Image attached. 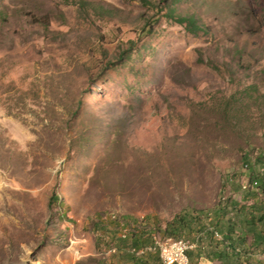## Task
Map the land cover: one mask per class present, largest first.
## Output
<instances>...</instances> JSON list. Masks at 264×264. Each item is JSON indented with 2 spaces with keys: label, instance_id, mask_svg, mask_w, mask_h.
Segmentation results:
<instances>
[{
  "label": "rangeland",
  "instance_id": "1",
  "mask_svg": "<svg viewBox=\"0 0 264 264\" xmlns=\"http://www.w3.org/2000/svg\"><path fill=\"white\" fill-rule=\"evenodd\" d=\"M171 2L0 0V264H142L111 216L152 230L243 195L264 0Z\"/></svg>",
  "mask_w": 264,
  "mask_h": 264
},
{
  "label": "trees",
  "instance_id": "2",
  "mask_svg": "<svg viewBox=\"0 0 264 264\" xmlns=\"http://www.w3.org/2000/svg\"><path fill=\"white\" fill-rule=\"evenodd\" d=\"M171 1L161 0L165 7H168L172 3ZM82 8L84 7L82 6ZM95 9L103 10L100 6ZM4 20L5 15L2 13L0 22L4 23ZM37 22L46 32L49 31L47 17H38ZM176 22L185 25L192 33L201 30L194 19L177 18ZM200 57L198 61H201ZM229 104L225 105L223 114H229L230 118L233 109ZM247 167L250 172L248 184L244 185L245 182H242L238 188L239 191H241V186L248 189L241 191L243 195L238 201H232L231 198L222 195L219 203L210 211L180 213L175 215L164 227L157 226L150 229L151 231L145 227L141 230L147 232L148 238L157 235L160 238L174 241L188 240L189 242L190 239L192 243L196 244L195 249L189 253L192 264L197 260H205L213 264H249L246 259L253 254L264 255V159L259 157L254 163L247 159L244 165L246 171ZM51 201H55L53 197ZM229 207H231L230 212L228 211ZM109 221L115 225L119 232V238H121V223H124L126 227L129 226V236L132 233L131 238L135 236L133 233L138 231H134L133 225L127 226L126 222L117 221L116 218L112 219V216ZM142 226L143 222L139 221L137 228L140 230ZM214 232L221 236V240L218 241L214 238ZM249 238L252 240L249 241ZM131 254L136 260H141L147 255L136 256L132 252Z\"/></svg>",
  "mask_w": 264,
  "mask_h": 264
},
{
  "label": "built area",
  "instance_id": "3",
  "mask_svg": "<svg viewBox=\"0 0 264 264\" xmlns=\"http://www.w3.org/2000/svg\"><path fill=\"white\" fill-rule=\"evenodd\" d=\"M248 188H243L241 186V190L244 191ZM214 237L217 240H221V236L214 232ZM123 241H129L132 238H129V234L125 235V237L120 238ZM195 249V243H188V240L183 241V247H179L176 250H165V243H159L158 246H151V238L146 244L133 246L130 250L132 251H147V255H157L160 261V264H192L189 258V253ZM116 253V249L114 248V252ZM194 264H213L211 262L205 260H197Z\"/></svg>",
  "mask_w": 264,
  "mask_h": 264
},
{
  "label": "crops",
  "instance_id": "4",
  "mask_svg": "<svg viewBox=\"0 0 264 264\" xmlns=\"http://www.w3.org/2000/svg\"><path fill=\"white\" fill-rule=\"evenodd\" d=\"M136 233H137V235H135V237L133 238L132 242L134 244H137V245H143L144 243H141L140 241H141V238L143 236L147 235V232H144L143 230H138ZM251 240L252 239L249 238V241H251ZM195 246H196V244H195ZM246 260H248L249 264H264V255L259 256L257 254L256 255L253 254L252 256H250ZM137 261H139L142 264H159L160 263L159 260H158V256L157 255H151V254L150 255H146L143 258H141V260H137Z\"/></svg>",
  "mask_w": 264,
  "mask_h": 264
},
{
  "label": "bare ground",
  "instance_id": "5",
  "mask_svg": "<svg viewBox=\"0 0 264 264\" xmlns=\"http://www.w3.org/2000/svg\"><path fill=\"white\" fill-rule=\"evenodd\" d=\"M121 238L129 234V229L125 225L121 226ZM151 246H158L159 243H165V250H176L179 247H183V240L174 241L172 239L160 238L157 235H152ZM189 243V242H188ZM136 256H143L147 254V251H132Z\"/></svg>",
  "mask_w": 264,
  "mask_h": 264
}]
</instances>
